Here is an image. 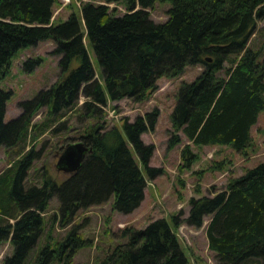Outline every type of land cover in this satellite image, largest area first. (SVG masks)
Returning a JSON list of instances; mask_svg holds the SVG:
<instances>
[{
  "label": "trees",
  "instance_id": "1",
  "mask_svg": "<svg viewBox=\"0 0 264 264\" xmlns=\"http://www.w3.org/2000/svg\"><path fill=\"white\" fill-rule=\"evenodd\" d=\"M116 1H85L79 13L71 11L55 21L58 0H0V77L20 48L41 39L53 40L51 51L58 55L60 68L53 83L20 101L22 112L10 120L4 115L11 90L0 86V144L11 146L23 137L25 141L29 118L41 106L60 117L81 95L79 115L96 119L78 136L92 150L60 179L43 175L40 184H25L39 154L34 146L15 160L17 168L11 164L0 172V241L9 239L13 246L1 264H22L37 245L42 212L53 195L61 224L79 208L111 196L114 209L121 212L140 204L146 185L143 169L150 177L161 171L149 164L153 143L141 137L154 126L159 111L154 107L132 120L124 118L121 125L105 126L100 118L108 99L143 101L159 77L175 76L186 65L200 63L203 69L192 80L181 81L177 90L169 143L180 141L179 131L193 144H229L239 151L252 141L250 128L264 106V64L249 40L257 19L264 17V0H168L167 17L160 21L150 13L156 0H123V12L109 6ZM85 38L100 63L101 80ZM40 61V56L26 58L23 67L33 69ZM182 156L185 165L195 157L188 143ZM189 204L186 222L200 226L204 215L210 217L206 234L217 264H241L248 257L264 264V160L211 195L191 196ZM178 222L172 215L171 220L158 217L143 227H123L121 240L97 264H188L173 228ZM87 242L72 226L62 239L40 245L33 264H71L77 248Z\"/></svg>",
  "mask_w": 264,
  "mask_h": 264
},
{
  "label": "rangeland",
  "instance_id": "2",
  "mask_svg": "<svg viewBox=\"0 0 264 264\" xmlns=\"http://www.w3.org/2000/svg\"><path fill=\"white\" fill-rule=\"evenodd\" d=\"M85 1L101 2L102 0H58L53 6L55 21L64 19L71 11L79 13ZM169 5L168 0H156L150 11L152 18L157 21L164 20ZM109 6L115 8L116 12H123L126 9L123 0L110 2ZM84 40L95 75L101 80L102 69L98 58L89 40L87 38ZM249 45L259 50L258 60L264 64V17L257 19ZM53 47L52 39H41L36 44L20 48L13 56L8 72L0 77V86L11 90L6 101L5 120H10L22 112L21 100L34 97L41 88L49 86L58 78L60 72L58 55L52 53ZM37 56L41 57L40 63L33 69H24L23 61ZM202 69L203 65L200 63L188 64L175 76L159 77L156 87L143 101H134L128 97L107 100L100 118L105 126L121 125L124 118L132 120L138 114H144L154 107L158 108L159 113L154 126L143 131L141 137L145 142L153 143L149 164L160 167L161 171L150 177L143 169L146 180L144 197L140 204L129 212L114 209L113 196H111L102 203L79 208L74 217L61 224L57 211L58 198L55 195L51 196L42 212L44 219L41 238L28 252L22 264H33V257L40 245L47 240L52 243L62 239L72 226H76L77 230H80V235L88 242L77 248L71 264H97L107 249L121 240L119 233L123 227H143L158 217L171 220L172 215L178 216L179 219L178 224L173 228L185 251L188 264H217L215 252L209 248L206 234L209 215H204L200 226L184 220L190 207L189 199L191 196L213 194L222 189L230 178L238 176L248 167L264 160V106L250 128L252 141L245 150L239 151L229 144L196 145L181 131H179L180 141L169 143L173 132L170 113L176 101L179 85L183 80L189 81L195 78ZM220 73L222 74L223 71L221 70ZM83 99L84 96L81 95L78 103L72 109H67L60 117L51 115L45 105L34 112L26 125L28 130L25 141L23 137L11 146L0 144V172L7 168L4 171L6 172L11 164L10 168H17L15 160L34 146L39 154L28 168L25 184L30 182L40 184L43 175L60 179L64 173L55 166L61 151L60 146L66 142L79 140V132L84 126L96 120L93 116L79 115ZM63 121L65 123L62 125ZM187 143L190 145V151L195 154L189 165H185L182 156L183 148ZM129 146L137 158L136 151L130 143ZM139 164L142 167V164ZM12 250L13 246L9 239L0 241V264ZM255 263L250 257L241 262V264Z\"/></svg>",
  "mask_w": 264,
  "mask_h": 264
},
{
  "label": "water",
  "instance_id": "3",
  "mask_svg": "<svg viewBox=\"0 0 264 264\" xmlns=\"http://www.w3.org/2000/svg\"><path fill=\"white\" fill-rule=\"evenodd\" d=\"M211 59L210 56L206 57ZM61 151L57 156L55 166L65 173L76 170L81 164L86 153L92 150L91 146L79 139L72 142H66L60 146Z\"/></svg>",
  "mask_w": 264,
  "mask_h": 264
},
{
  "label": "crops",
  "instance_id": "4",
  "mask_svg": "<svg viewBox=\"0 0 264 264\" xmlns=\"http://www.w3.org/2000/svg\"><path fill=\"white\" fill-rule=\"evenodd\" d=\"M66 17H67V16H66ZM66 17H65V18H66ZM12 220H13V219H10V221H12Z\"/></svg>",
  "mask_w": 264,
  "mask_h": 264
}]
</instances>
